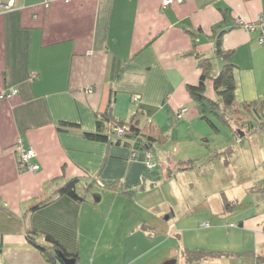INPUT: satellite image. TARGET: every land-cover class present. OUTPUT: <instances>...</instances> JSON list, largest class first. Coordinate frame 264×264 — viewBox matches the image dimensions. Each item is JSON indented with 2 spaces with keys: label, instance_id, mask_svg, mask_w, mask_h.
Segmentation results:
<instances>
[{
  "label": "crops",
  "instance_id": "1",
  "mask_svg": "<svg viewBox=\"0 0 264 264\" xmlns=\"http://www.w3.org/2000/svg\"><path fill=\"white\" fill-rule=\"evenodd\" d=\"M260 18L264 0H184L167 6L164 0H0V93L19 89L0 101V264H62L46 260L30 243V231L48 249L47 235L52 236L78 264H204L236 255L262 264L264 186L250 188L263 193L256 202L230 212L212 198L217 188L210 183L189 193L195 205L205 204L207 216L235 221L236 236L243 234L240 249L169 248L172 235L163 224L199 215L185 210L184 187L173 184L178 170L182 177L209 175L222 155L232 157L229 166L234 161L233 129L211 116L219 128L214 130L188 90L202 75L197 54L214 63L208 98L216 99L213 78L227 63L216 49L221 38L236 65L238 105L264 100L261 30L239 22ZM109 106L118 120L138 115L143 138L129 143L88 138L86 133L100 132L99 118ZM183 107L188 111L179 117ZM221 126L229 128L230 141L213 147L211 135ZM20 139L35 149L31 163L37 171L20 170ZM148 152L155 167L148 165ZM236 155L249 166L243 146ZM77 177L85 201L61 197L32 210ZM186 249L222 255L188 262Z\"/></svg>",
  "mask_w": 264,
  "mask_h": 264
},
{
  "label": "rangeland",
  "instance_id": "2",
  "mask_svg": "<svg viewBox=\"0 0 264 264\" xmlns=\"http://www.w3.org/2000/svg\"><path fill=\"white\" fill-rule=\"evenodd\" d=\"M246 118L245 120L249 121V123L245 124L246 130H242V132L245 133V136L242 137L243 143H237V139H232L233 142L231 141V145L234 146L232 152L234 161L231 166H229V159L232 157L227 153L216 161V167L213 171H210V173L207 171L209 175L199 171L195 173V176L187 175V177H182L184 171H177V177L175 176L173 178V184L177 187H184L183 197L186 205L185 210L199 215L190 220L181 219L180 221H175V219H170L163 221L166 228L164 230H166L169 236L172 235V237H169L168 241L169 248H178V246H185V244L196 248H203V245L208 247L212 245L220 249H226L225 247H227L228 244L236 245L239 247L238 249L243 246V234H241V236H236L238 230L237 225L231 228L227 227L228 222L226 221V217L224 218L221 214H217L215 217H211L210 215L207 216L206 214H209L207 213V209H203L205 204L204 206L195 205L189 193L192 192L195 187H199V185L204 186L208 184L209 186L210 183L211 186L213 185V188H217V196L212 198H214L215 202L225 205V209L229 212L233 209H236V211L244 210L248 203L256 202V197L263 194L251 192L250 188L252 189V187L259 185L264 186V115H261L260 120L255 115L254 117L247 116ZM251 124L253 126H250ZM230 138L231 133L229 128L221 126L220 132L211 135L210 142L211 145L215 147L229 142ZM234 138L236 137L234 136ZM170 146L171 145L168 147ZM242 146L248 155L249 166L247 167L241 164V158L236 155L238 147ZM171 147V149L174 150V146L172 145ZM228 167L231 170H229ZM232 170L234 173L231 172ZM212 172L215 173V178ZM232 191L233 193H231ZM194 194L196 196L198 195L196 193ZM96 195L100 196L99 194ZM220 218L222 219L220 220ZM205 221H210L212 227L208 229L202 228L200 224ZM233 223L236 224L235 221ZM183 228L185 230H183ZM176 232H179L177 234L180 236H178ZM229 233L231 234L229 235ZM253 259L254 258L250 256L242 257L236 255L234 259L229 260L228 257H225L222 261L214 260L204 264H253ZM226 260H228V262H226ZM262 260L264 259L262 258ZM263 263L262 261V264Z\"/></svg>",
  "mask_w": 264,
  "mask_h": 264
},
{
  "label": "trees",
  "instance_id": "3",
  "mask_svg": "<svg viewBox=\"0 0 264 264\" xmlns=\"http://www.w3.org/2000/svg\"><path fill=\"white\" fill-rule=\"evenodd\" d=\"M216 49L218 55H222L227 59V63L223 66L220 73L213 78L216 99H210L206 96L207 81L212 78V69L214 67V63L211 58L202 55L197 54L199 65L202 69L200 82L198 85L188 86V90L191 96L200 103L203 110L204 119L211 125L214 130L218 131L219 128L212 117H215L218 121H221L224 124L230 126L233 129L237 140L239 142H242L243 140L239 134V131L241 133L243 130L242 127H245V124L249 123V121L245 120L247 119L246 117H254L255 115L260 120L261 115H264V100L238 105V103L236 102V82L234 77V70L236 65L229 59L230 53L223 50L221 46V38L218 40ZM109 107V110L99 118L98 127L100 129V132L86 133V136L88 138L104 141L113 140L125 143H129L131 140L137 139L139 137L143 138V130L140 127V120L138 119V115L134 116L130 121L118 120L112 117L110 113L111 106ZM124 126H128L129 130L125 132V135L123 137H118L114 132V128ZM250 126L253 125L251 124ZM105 129L107 130V132H104ZM190 163H192V161L186 163L185 165H187V167H190ZM80 181L81 179L78 177L70 179L64 186L57 190L55 198H49L35 205L32 210L35 211L44 208L61 197H69L79 202L85 201L86 195L81 194L77 189ZM90 187H87L86 189L90 190ZM35 234V231H30L28 234V239L32 245L42 251L44 257L48 262H61L62 264H66L60 257V253L63 252L66 256L69 257L70 255L65 252V250L57 240H55L52 236L47 235V240L52 243V251V249H48L41 245L34 237ZM218 255H222V253L207 251L205 249L185 250V257L188 262L205 260L216 257ZM76 264H78V262Z\"/></svg>",
  "mask_w": 264,
  "mask_h": 264
},
{
  "label": "built area",
  "instance_id": "4",
  "mask_svg": "<svg viewBox=\"0 0 264 264\" xmlns=\"http://www.w3.org/2000/svg\"><path fill=\"white\" fill-rule=\"evenodd\" d=\"M65 2H70L72 0H64ZM184 0H164V6H167L169 4L172 3H182ZM240 24L242 26H244L246 29L249 30H256V29H260L261 30V35L259 37V43L260 44H264V18H260L257 22L255 23H246L242 20L239 21ZM19 93V89L18 88H11L10 90H5L2 91L0 93V101L6 100L8 98H11L15 95H17ZM134 101H138L139 100V96H134L133 97ZM188 111L187 107H183L179 113V117H182L184 115L185 112ZM129 128L128 126H124V127H115L114 128V132L116 133V135L118 137H123L125 135V132L128 131ZM19 156H18V163H19V167L20 170H28V171H37L39 166L37 164H33L31 163V160L33 157L36 156V151L34 148H28L25 146L24 142L20 139L17 147H16ZM148 158L150 159V161L148 162L149 167H155L156 163L154 162L153 158V153L152 152H148ZM236 224H228V226L232 227ZM203 227L205 228H209L211 226L210 222H204L202 224Z\"/></svg>",
  "mask_w": 264,
  "mask_h": 264
},
{
  "label": "water",
  "instance_id": "5",
  "mask_svg": "<svg viewBox=\"0 0 264 264\" xmlns=\"http://www.w3.org/2000/svg\"><path fill=\"white\" fill-rule=\"evenodd\" d=\"M60 257L64 260V262L66 264H76V258L75 257L71 258L69 256H66L63 252L60 253ZM164 264H175V261L174 260H168Z\"/></svg>",
  "mask_w": 264,
  "mask_h": 264
}]
</instances>
